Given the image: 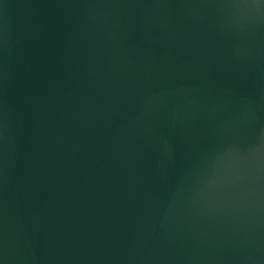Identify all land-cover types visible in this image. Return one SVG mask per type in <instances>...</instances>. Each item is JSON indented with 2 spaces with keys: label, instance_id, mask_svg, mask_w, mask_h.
I'll return each mask as SVG.
<instances>
[{
  "label": "water",
  "instance_id": "water-1",
  "mask_svg": "<svg viewBox=\"0 0 264 264\" xmlns=\"http://www.w3.org/2000/svg\"><path fill=\"white\" fill-rule=\"evenodd\" d=\"M0 264H264V0H0Z\"/></svg>",
  "mask_w": 264,
  "mask_h": 264
}]
</instances>
